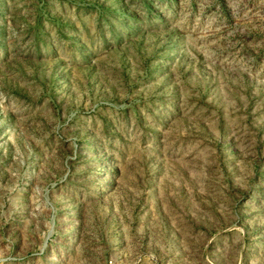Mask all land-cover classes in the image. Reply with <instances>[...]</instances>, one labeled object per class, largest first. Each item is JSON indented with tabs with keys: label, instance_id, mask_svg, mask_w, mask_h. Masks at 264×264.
Instances as JSON below:
<instances>
[{
	"label": "rangeland",
	"instance_id": "rangeland-1",
	"mask_svg": "<svg viewBox=\"0 0 264 264\" xmlns=\"http://www.w3.org/2000/svg\"><path fill=\"white\" fill-rule=\"evenodd\" d=\"M0 264H264V0H0Z\"/></svg>",
	"mask_w": 264,
	"mask_h": 264
}]
</instances>
